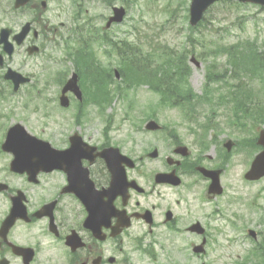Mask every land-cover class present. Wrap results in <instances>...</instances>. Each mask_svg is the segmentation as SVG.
Here are the masks:
<instances>
[{"label": "flooded vegetation", "instance_id": "af4514ba", "mask_svg": "<svg viewBox=\"0 0 264 264\" xmlns=\"http://www.w3.org/2000/svg\"><path fill=\"white\" fill-rule=\"evenodd\" d=\"M132 1L28 0L17 5V0H0V99L18 96L19 108L25 111L27 99L32 103L37 94L39 109L44 115L50 113L53 125L52 132L47 134L43 128L38 135L67 151L62 162L55 161L53 166L46 165V155H31L30 161L40 162L16 173L11 170L14 156L3 149L5 141L0 138V183L8 186L0 191V260L7 259L9 264H150L154 245L165 242L166 264H177L174 257H184L181 244L187 236L212 243L220 232L211 225L218 215L225 216L222 198L232 201L233 196L225 184L222 195L210 192L213 180L202 167L221 169L224 175L228 164L221 165L224 161L199 138L203 124L182 125L184 132L170 128L150 142L159 150L156 156L137 154L134 146L126 150L112 138L113 124L103 119L98 103L81 101L70 92L71 105L63 107L64 85L59 90H26L36 79L23 71L28 61L57 62L60 51L80 52L97 45L99 35L122 24L119 7L128 14ZM3 29L11 49L1 41ZM10 67L32 81L13 91L14 83L5 77ZM63 73L57 72L55 80ZM92 106L95 118L103 122L91 124ZM110 146L119 147L132 162L110 166L101 154ZM14 200L20 217L3 229L4 222L14 216ZM195 223L206 232H191Z\"/></svg>", "mask_w": 264, "mask_h": 264}, {"label": "rangeland", "instance_id": "374dc122", "mask_svg": "<svg viewBox=\"0 0 264 264\" xmlns=\"http://www.w3.org/2000/svg\"><path fill=\"white\" fill-rule=\"evenodd\" d=\"M190 2V0H139L136 3L137 6L129 14L127 21L122 26L119 25V27L111 29L110 31L113 30L122 37L131 28L132 24L138 22L141 25V34L144 36V39L154 40L155 43L166 44L171 48L182 49L187 47L188 50L195 51L194 53L192 51L189 52V58H192L194 55L195 59L201 63L197 65L195 62L189 61L192 66L189 79L196 92L200 94L204 92L206 74L211 64L216 63L217 66L214 70L223 73L226 72L224 75L225 79L235 81V72L240 73L247 87L250 90H255L252 99L248 100L250 110L257 109V107H264V70L257 72L256 74H259L257 76L255 74L251 76L250 73H246L245 70L243 72L240 69L241 65L237 68L230 64L229 55L225 51L203 54V52L212 51L222 44L233 45L234 51L236 49L242 51L245 43L248 41L253 43L249 46L251 50L257 49L258 52L264 51V9L259 5L251 3L238 5L230 2H218L206 13L203 23L197 25L192 30L190 29L189 16L187 17L189 15ZM242 52L248 53L249 51L245 50ZM57 55L59 58H63V51H60ZM59 64L54 62L44 64L41 58H34L28 61L24 70L36 76L35 89L44 90L47 88V90H55L57 86L54 83L47 85L46 79H49L50 73L60 69ZM69 64L72 66V63L69 62ZM45 67L46 70H44ZM211 85L217 87V94L224 93L226 96L231 95L228 93L230 87L225 84V80L214 81ZM128 95H130L129 90ZM131 98L135 100L137 106H142V110L150 102L154 103L158 101L159 95L147 86H142L132 93ZM121 99H123L122 96L117 97V100L115 98L113 102L114 108L107 110L108 114H114L113 128L110 134L112 138L122 143L126 150H130L134 146L136 150L138 149L136 153L140 154L147 150V148H150V142L155 143L163 133L158 132L154 135L150 133L148 135L145 134V114L139 109L132 112L130 117L126 119V101H122ZM40 103L38 102V104ZM1 105L0 108L5 113L11 111L14 113L8 120L0 119V134L6 131L7 125L13 123L15 120L23 121L28 129L36 134L43 128L47 129V134L52 132L49 129L50 127L53 128L51 118L44 115L43 111L41 113H33L34 104H31L32 107L26 109V111L19 108L17 99L8 101L5 104L2 102ZM206 105L201 106L200 114H206ZM231 105L230 103L227 106H223V109L220 110L229 109ZM158 113L157 121L160 124L167 125L170 128L176 125L181 132L185 131L182 125L188 123L179 110L162 109ZM230 114L232 116L231 111ZM216 115L220 129H223V131L218 132L215 128H212L210 132L212 134H218L220 140L230 138L235 141H240L244 137L255 135V132L258 133L264 125L261 124L258 129L253 127L250 131L251 118L248 120L247 128H243L237 125H230L228 118L231 117L228 115L227 118L220 115L219 107ZM91 116L92 120L90 122L92 125L103 122L99 119H93V115ZM218 143L221 145V142ZM209 151H212L214 156H216L214 146ZM256 151L254 150V155L250 156L244 146L235 145L231 151V160L227 163L228 168L222 177L223 184L231 190L229 195L238 199L236 202H233L228 196L222 198L220 204L224 206L227 218L238 219L239 224H246L248 226L241 227L237 230L238 232H235L236 230L233 231L230 227L224 225V220L220 219L217 221L216 223H218V226L221 227L223 232L218 235L217 240L211 245L210 254L203 259L192 255L191 242H189L191 239L187 238L184 244L186 248L184 261L186 264H237L246 259L252 246H257L262 242L264 231L259 236L260 242L252 241L247 235L248 228L264 229V226L259 227L256 223L258 217L264 213V178L257 182H248L244 178L245 172L249 169L257 153ZM258 192L260 195L257 197V202L261 205V210L255 211L251 202ZM228 207L229 210H227ZM262 251V249L258 248V252L262 253ZM252 257L256 258L251 259L253 263L256 261V264H264L262 255L259 256L256 253Z\"/></svg>", "mask_w": 264, "mask_h": 264}, {"label": "trees", "instance_id": "16d2710c", "mask_svg": "<svg viewBox=\"0 0 264 264\" xmlns=\"http://www.w3.org/2000/svg\"><path fill=\"white\" fill-rule=\"evenodd\" d=\"M251 43H248L244 49L248 50V53H244L240 51V54H236L235 51H232L233 54V62L236 60L244 59L246 63H258L261 65H264V57L263 60L260 57L261 54L257 53L256 49H250L249 45ZM226 51L229 50L228 48H225ZM158 56L155 53H147L146 56L143 57H136V56H129L130 53H126L123 55V58L121 60V68L125 72V75L129 78L137 79L138 77H145V71L150 70L152 72H155V78L153 80H148L151 82V85L157 89L160 90L164 94L163 86H165L166 93H170L172 89L174 90V94L172 96H169L171 98H175L179 100V94H182V92H185V89H187L186 93L187 95L184 98L190 99L193 96V92L191 88H188L185 84L188 83V75L189 72H187V65H186V51H177L174 49H170V51H167L163 49ZM251 55V56H249ZM78 57L83 59V61L87 64V66L90 64L88 59H91L92 62L95 61L93 57H91L88 53H85L82 51L78 52ZM158 57L161 58L162 63L159 64ZM138 63V65H136ZM91 69L96 74L97 67H91L87 70L86 76L89 75L91 72ZM105 68H98L97 74H102L100 70H104ZM106 71V70H104ZM106 75V74H105ZM160 76V77H159ZM170 76V77H169ZM96 77V75H95ZM171 77H175L176 79L173 80ZM168 80L165 82L164 80ZM164 81V82H163ZM172 88V89H171ZM104 91L107 95L106 98L110 95V89L108 87L104 88ZM166 93L164 96H166ZM192 94V95H191ZM236 99V100H235ZM242 98H234L233 100L237 101V108L241 106L240 100ZM241 109L246 110L245 108L241 107ZM244 113H247V111H244ZM237 121H240V115L236 111Z\"/></svg>", "mask_w": 264, "mask_h": 264}, {"label": "water", "instance_id": "95a60500", "mask_svg": "<svg viewBox=\"0 0 264 264\" xmlns=\"http://www.w3.org/2000/svg\"><path fill=\"white\" fill-rule=\"evenodd\" d=\"M20 3H24L25 0H19ZM216 0H192L191 2V23L192 24H196L199 22V20L203 17L205 11L207 10V8L212 4L214 3ZM241 1H244V2H254V3H259V4H262L264 5V0H241ZM66 89H73V90H76V91H79V88L77 86V83H76V78L71 81L67 88ZM150 128H156L157 125L152 122L150 125H149ZM17 136H19L21 140H25L23 142H21L20 145H17L16 143L12 144L11 146H8V149H12L15 151L16 155L18 157H24V156H29V155H32L34 152H31L32 149L29 151V148L30 147H34V142L33 140H31V138L33 139V137L31 135H29L26 131V129L21 126V125H16V127H14L12 130H11V133H10V136H9V139L10 141L11 140H19L17 139ZM260 143L264 144V131L262 132V135H261V138L259 140ZM228 146L230 147L231 144H228ZM40 152V149H36V153H39ZM23 159V158H21ZM21 159L17 160L15 165L13 166V168L16 170V169H19V171H22L23 167L25 166L26 168H29L32 163L28 160H22ZM18 165H21L19 166L18 168ZM260 169H263L262 171H259ZM264 174V152L258 156L256 158V160L254 161V164H253V168L252 170L250 171V176L251 177H257L259 175H262ZM216 181H218V176L216 177Z\"/></svg>", "mask_w": 264, "mask_h": 264}]
</instances>
